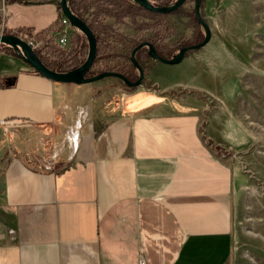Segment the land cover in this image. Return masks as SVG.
Here are the masks:
<instances>
[{"label": "crops", "instance_id": "obj_1", "mask_svg": "<svg viewBox=\"0 0 264 264\" xmlns=\"http://www.w3.org/2000/svg\"><path fill=\"white\" fill-rule=\"evenodd\" d=\"M17 1L49 3L54 16L43 26L7 22L3 2L4 29L35 31L59 19L57 0ZM180 63L186 77L170 83H157L150 65V87L120 97L105 124L81 136L66 166L5 160L0 264H137L140 251L146 264H228L234 171L213 147L240 146L246 131L230 104L206 117L204 102L182 94L184 87L211 93L199 83L211 68ZM69 85L81 84L49 80L0 48V118L9 123L51 126Z\"/></svg>", "mask_w": 264, "mask_h": 264}, {"label": "rangeland", "instance_id": "obj_2", "mask_svg": "<svg viewBox=\"0 0 264 264\" xmlns=\"http://www.w3.org/2000/svg\"><path fill=\"white\" fill-rule=\"evenodd\" d=\"M172 1L175 0L163 5ZM3 2L10 11L7 22L19 25L43 26L55 13L54 8H48L49 3L40 7L17 0ZM200 12L210 25V39L204 46L188 50L183 58L192 65L211 68V75L207 72V77L200 75L199 82L211 93L186 87L181 91L190 93L196 103L204 102L206 117L230 104L245 128V140L240 146L213 147L221 161L234 171L229 195L233 240L228 264H264V0H201ZM198 26L196 41L203 37L202 25ZM182 30L183 37H191L192 27ZM76 32L79 41L87 45L79 30ZM148 64H155V75L160 76L157 83L186 77L180 76V62L169 65L153 60ZM147 72L148 69L140 86L127 87L119 78L110 76L74 87L69 85L72 89H66L51 126L18 121L0 126V168L13 155L38 169L66 166L81 136L96 133L117 111L120 97L136 88L150 87V79L145 78L150 76ZM194 75L199 77L198 72ZM177 89L180 91L174 88ZM205 116L200 123L203 136Z\"/></svg>", "mask_w": 264, "mask_h": 264}, {"label": "trees", "instance_id": "obj_3", "mask_svg": "<svg viewBox=\"0 0 264 264\" xmlns=\"http://www.w3.org/2000/svg\"><path fill=\"white\" fill-rule=\"evenodd\" d=\"M167 1L170 0H151L150 4L164 6ZM191 1L185 0L177 9L161 13L140 7L133 0H69L70 10L93 30L97 43L89 75L110 70L122 73L128 80H134L137 76L136 68L129 61V52L134 45L144 40L149 41L155 51L165 58L175 54L184 44L196 43V29L199 26ZM56 24L54 21L48 27L35 31L31 27L21 26L18 31H26L32 40L40 41L34 52L44 65L63 72L75 68L86 58L87 45L79 41L77 30L69 36L66 45H58L55 34L48 33L56 30ZM185 27H192L193 32L189 38L182 35ZM8 32L14 33L4 29V33ZM146 49L143 45L134 53L144 72L149 69L148 62L153 61Z\"/></svg>", "mask_w": 264, "mask_h": 264}, {"label": "water", "instance_id": "obj_4", "mask_svg": "<svg viewBox=\"0 0 264 264\" xmlns=\"http://www.w3.org/2000/svg\"><path fill=\"white\" fill-rule=\"evenodd\" d=\"M140 7L143 6L151 11H158L161 13H168L171 10L177 9L183 1L185 0H175L167 4L166 6L161 5H152L150 4L151 0H133ZM69 0H58L57 5L59 7L60 13H62L66 18H68V23L73 29L79 30V32L84 37L87 44V53L86 58L82 60L75 68L64 70L63 72L56 71L52 68H48L43 64L42 60L35 54L34 49L28 45L27 41L24 38H19L13 33L1 34L0 33V43L1 46L10 47L15 52L16 55L23 61H25L29 67H31L35 72L43 75L47 79L54 80L58 83L70 82V84H79V83H90V81L100 80L105 76H110L114 78H119L124 85L127 87L131 86H140L144 82V68H142L136 61L134 53L141 48L143 45L147 47V54L150 55V58L154 61H161L164 64H178L183 59L186 52L189 50H196L200 46H204L211 34V29L209 23L202 17V12H200L201 0L193 1V12H195V19L199 25H202L203 37L201 40L196 41L194 44H184L180 47L177 52L169 58H165L158 54L154 47L149 41L144 40L142 43L134 45L129 52V61L137 69V76L134 80H128L120 72H110V70H103V72L95 73L90 76L87 73L90 71V66L93 59L95 58L96 44L93 30L79 17L77 14L73 13L68 4ZM9 80V79H8ZM6 81L5 85H10L12 83V78L10 81Z\"/></svg>", "mask_w": 264, "mask_h": 264}, {"label": "built area", "instance_id": "obj_5", "mask_svg": "<svg viewBox=\"0 0 264 264\" xmlns=\"http://www.w3.org/2000/svg\"><path fill=\"white\" fill-rule=\"evenodd\" d=\"M3 0L1 1V6H0V33L3 34L4 33V9H3ZM59 19H57V25H56V30L55 31H50L49 34H55V41L58 45H60L61 47L66 45V43L68 42V38L69 36L72 34L73 32V28L69 25L68 23V18H66L62 13L59 14ZM14 33H18L15 36H18L19 38H24L28 45L31 46L32 49H35V47L37 46L38 42L32 40L31 37H29L28 33L26 31H15ZM27 37V38H25ZM1 43H0V48H1ZM9 123L8 120H5L3 118H0V126H5ZM144 255H142V252H139V256L137 259V264H146L145 260H144Z\"/></svg>", "mask_w": 264, "mask_h": 264}]
</instances>
